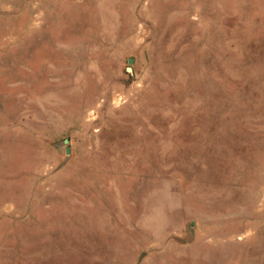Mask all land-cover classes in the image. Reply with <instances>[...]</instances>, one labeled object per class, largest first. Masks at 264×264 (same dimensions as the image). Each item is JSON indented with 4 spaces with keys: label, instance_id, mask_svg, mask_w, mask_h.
<instances>
[{
    "label": "rangeland",
    "instance_id": "1",
    "mask_svg": "<svg viewBox=\"0 0 264 264\" xmlns=\"http://www.w3.org/2000/svg\"><path fill=\"white\" fill-rule=\"evenodd\" d=\"M0 264H264V0H0Z\"/></svg>",
    "mask_w": 264,
    "mask_h": 264
}]
</instances>
